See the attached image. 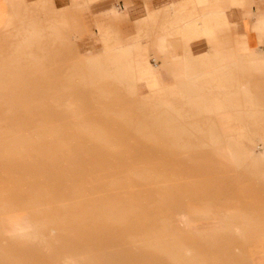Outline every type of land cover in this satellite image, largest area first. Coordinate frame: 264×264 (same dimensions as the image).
<instances>
[{
	"label": "rangeland",
	"instance_id": "1",
	"mask_svg": "<svg viewBox=\"0 0 264 264\" xmlns=\"http://www.w3.org/2000/svg\"><path fill=\"white\" fill-rule=\"evenodd\" d=\"M49 2L0 30V264H264V65L181 38L202 12Z\"/></svg>",
	"mask_w": 264,
	"mask_h": 264
},
{
	"label": "crops",
	"instance_id": "2",
	"mask_svg": "<svg viewBox=\"0 0 264 264\" xmlns=\"http://www.w3.org/2000/svg\"><path fill=\"white\" fill-rule=\"evenodd\" d=\"M39 0H0V30L7 22L13 8L28 6H36ZM49 5L53 4L56 9L72 8V4L78 8V11L72 8L71 14H79L99 19H109V17H117L111 10L123 6H132L131 11H124L119 17L127 18L120 20L122 24L129 25L130 22L139 21L140 19L151 15L153 10L161 9L170 10L175 8L185 9L182 15H191L194 12H202L201 17L203 22L197 26L190 25L184 30V39H193L198 27L202 31L210 32L211 38H214V33L221 27L226 26L227 31H231L235 37V45L244 53L245 56L235 58L233 63L251 64L259 63L264 65V54L261 49L264 47V0H49ZM76 1V2H75ZM81 6H76L75 3H81ZM199 2H206L207 8L199 5ZM173 5V6H172ZM147 8V10L145 9ZM202 10V11H200ZM200 17V18H201ZM223 17L226 24L221 21ZM211 20H210V19ZM170 21V19H169ZM165 20L160 31L165 32L172 27L171 23ZM210 21H213L210 23ZM127 22V24L125 23ZM205 36V35H202ZM170 37H166L167 42ZM161 39V38H160ZM159 40V39H158ZM165 50V49H164ZM161 50V51H164ZM252 52V53H251ZM173 55V54H172ZM247 55V56H246ZM174 55L171 57H180ZM253 59L255 61H253ZM153 63V62H151ZM211 63H219V60L211 61ZM162 64V62H158ZM170 72V71H169ZM168 81H173V75L168 73L166 76Z\"/></svg>",
	"mask_w": 264,
	"mask_h": 264
},
{
	"label": "bare ground",
	"instance_id": "3",
	"mask_svg": "<svg viewBox=\"0 0 264 264\" xmlns=\"http://www.w3.org/2000/svg\"><path fill=\"white\" fill-rule=\"evenodd\" d=\"M119 10H121L120 8H119ZM122 12V11H121ZM175 34H178V35H180L181 34V32H180V29L177 27V28H173L172 29V31H171V33H169V34H167V35H175ZM158 46H159V48H160V50H164L165 49V45H164V43H158ZM126 52H130V47H128L127 48V51ZM252 53V52H251ZM233 54L234 55H237V56H239L236 52H235V50H233ZM232 57H234V56H231V58ZM229 58H230V56H229ZM144 66V65H143ZM171 67V66H170ZM166 65L165 66H162V68H161V71L160 72H165L166 71ZM127 69H128V71L132 74V77L134 78V79H137V80H141V76L143 75V74H145L146 73V70H150V76H151V78H153L154 80L157 78V73L153 70V68H151V67H149L148 69H146V68H144V67H142L138 62H134L133 64H129L128 66H127ZM161 74V73H160ZM191 78V74H187L186 75V79L188 80V79H190ZM262 155H264V150H263V152H262ZM23 216V214L22 213H20L19 211H16V213H15V218L16 219H18V225H19V229H20V227H22L21 226V224H22V220H20V218ZM237 229V227L235 228V230Z\"/></svg>",
	"mask_w": 264,
	"mask_h": 264
}]
</instances>
